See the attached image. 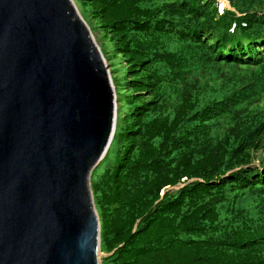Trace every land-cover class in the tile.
<instances>
[{"label":"trees","instance_id":"obj_1","mask_svg":"<svg viewBox=\"0 0 264 264\" xmlns=\"http://www.w3.org/2000/svg\"><path fill=\"white\" fill-rule=\"evenodd\" d=\"M80 2L117 95L103 264H264V0Z\"/></svg>","mask_w":264,"mask_h":264},{"label":"water","instance_id":"obj_2","mask_svg":"<svg viewBox=\"0 0 264 264\" xmlns=\"http://www.w3.org/2000/svg\"><path fill=\"white\" fill-rule=\"evenodd\" d=\"M116 118L74 1L0 0V264H101L91 175Z\"/></svg>","mask_w":264,"mask_h":264},{"label":"rangeland","instance_id":"obj_3","mask_svg":"<svg viewBox=\"0 0 264 264\" xmlns=\"http://www.w3.org/2000/svg\"><path fill=\"white\" fill-rule=\"evenodd\" d=\"M75 5L79 7L80 10H82V6H81V2L80 0H73ZM224 2H221V0H216L217 2V7H218V13H221V11L223 9H229V10H233V8L230 7V2L229 0H223ZM77 7V8H78ZM78 9V10H79ZM80 12V11H79ZM87 23V22H86ZM88 26L90 27V24L87 23ZM92 31V30H91ZM102 33V34H100ZM98 32V31H92V34H93V37L95 39V42L97 43V45L99 46L102 54L106 51V50H110V48L108 47L107 45V40L105 39V36H104V33L103 32ZM104 47V48H101V47ZM110 54V53H108ZM103 57L105 58L106 60V63L108 65V60H107V57H105V53L103 54ZM108 68H109V65H108ZM111 73V72H110ZM112 75V74H111ZM112 77V76H111ZM113 79V78H112ZM113 81V80H112ZM99 220H100V217H99ZM100 238H101V223H100ZM114 251V249L109 252V253H106V252H103L102 249H100V252H101V256H100V263L103 264V259L107 257V255L111 254L112 252Z\"/></svg>","mask_w":264,"mask_h":264},{"label":"bare ground","instance_id":"obj_4","mask_svg":"<svg viewBox=\"0 0 264 264\" xmlns=\"http://www.w3.org/2000/svg\"><path fill=\"white\" fill-rule=\"evenodd\" d=\"M226 1V0H225ZM221 2H224L223 0H221Z\"/></svg>","mask_w":264,"mask_h":264}]
</instances>
